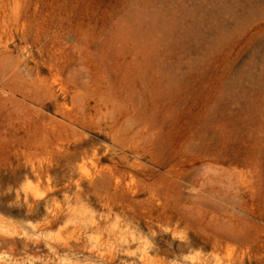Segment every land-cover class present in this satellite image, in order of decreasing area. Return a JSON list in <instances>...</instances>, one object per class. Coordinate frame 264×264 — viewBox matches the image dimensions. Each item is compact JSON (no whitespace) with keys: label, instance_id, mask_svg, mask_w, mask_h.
Segmentation results:
<instances>
[{"label":"rangeland","instance_id":"rangeland-1","mask_svg":"<svg viewBox=\"0 0 264 264\" xmlns=\"http://www.w3.org/2000/svg\"><path fill=\"white\" fill-rule=\"evenodd\" d=\"M0 264H264V0H0Z\"/></svg>","mask_w":264,"mask_h":264},{"label":"bare ground","instance_id":"bare-ground-1","mask_svg":"<svg viewBox=\"0 0 264 264\" xmlns=\"http://www.w3.org/2000/svg\"><path fill=\"white\" fill-rule=\"evenodd\" d=\"M9 89V88H8ZM223 211V210H222ZM237 236V235H236ZM229 237H232V235H230ZM233 238H234V236H233ZM242 239V238H241ZM229 240V239H228ZM243 257V256H242Z\"/></svg>","mask_w":264,"mask_h":264}]
</instances>
